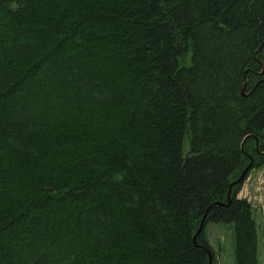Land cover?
<instances>
[{"label":"trees","instance_id":"1","mask_svg":"<svg viewBox=\"0 0 264 264\" xmlns=\"http://www.w3.org/2000/svg\"><path fill=\"white\" fill-rule=\"evenodd\" d=\"M263 51L264 0H0V264H208L205 214L260 264Z\"/></svg>","mask_w":264,"mask_h":264},{"label":"rangeland","instance_id":"2","mask_svg":"<svg viewBox=\"0 0 264 264\" xmlns=\"http://www.w3.org/2000/svg\"><path fill=\"white\" fill-rule=\"evenodd\" d=\"M187 60L186 58L183 63L186 64ZM187 151L188 143L184 141L183 153ZM237 198L245 199L251 206L259 232V261L260 264H264V164L251 170L245 177L238 188ZM203 234L212 250L213 264H235L232 228L220 224H207Z\"/></svg>","mask_w":264,"mask_h":264},{"label":"water","instance_id":"3","mask_svg":"<svg viewBox=\"0 0 264 264\" xmlns=\"http://www.w3.org/2000/svg\"><path fill=\"white\" fill-rule=\"evenodd\" d=\"M262 72H263V71H262ZM244 87H245V86H243V89H244ZM262 155H264V152H263ZM250 164H251V163H250ZM249 166H250V165H249ZM248 168H249V167L245 168V170L242 172V174L240 175V177L238 178V180L230 185V189H231L234 185L238 184L240 181L243 180V178L245 177V175H246V173H247ZM229 200H230V190H229L228 193H227V202H228V203H229ZM215 205H219V204H215ZM215 205H214V206H215ZM211 208H212V207H210V208L207 210V212H208ZM207 212H206V213H207ZM205 216H206V214L204 215V217H203L202 220H201L200 226H199L197 232L195 233V235H194V237H193V241H195V239H196V238L199 236V234L202 233V231H203V226H204ZM206 252H207V256H208V264H212V256L210 255V253H209L208 251H206Z\"/></svg>","mask_w":264,"mask_h":264}]
</instances>
